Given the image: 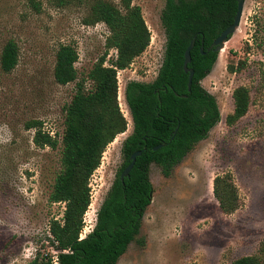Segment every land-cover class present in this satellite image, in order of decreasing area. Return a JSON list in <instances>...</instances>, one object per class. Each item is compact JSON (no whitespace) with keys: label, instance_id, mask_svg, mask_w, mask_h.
<instances>
[{"label":"rangeland","instance_id":"374dc122","mask_svg":"<svg viewBox=\"0 0 264 264\" xmlns=\"http://www.w3.org/2000/svg\"><path fill=\"white\" fill-rule=\"evenodd\" d=\"M110 1L120 5L121 0ZM133 4L142 8L151 42L132 64L118 70L119 102L128 128L108 145L90 179L85 222L90 229L118 176L123 142L134 128L126 85L132 79L153 81L164 59L161 15L166 0ZM87 14L88 6L79 1L0 0V264L41 261L46 252L58 250L49 229L53 220L62 221L65 204L50 202L49 196L62 170V142L56 148L36 145L35 128L27 124L41 120L44 130L58 132L61 139L77 82L88 80L89 70L107 51L108 27L86 24ZM10 40L18 43L20 57L5 72L1 54ZM62 43L79 52V77L68 84L54 76ZM224 49L202 81L217 97L221 121L169 176L152 164V202L140 233L117 264H231L249 255L264 264V0H245L241 24ZM116 55L109 50L108 57ZM240 86L249 89L250 107L229 124L233 94ZM224 174L231 175L240 196V207L230 214L222 211L214 194V180Z\"/></svg>","mask_w":264,"mask_h":264},{"label":"trees","instance_id":"16d2710c","mask_svg":"<svg viewBox=\"0 0 264 264\" xmlns=\"http://www.w3.org/2000/svg\"><path fill=\"white\" fill-rule=\"evenodd\" d=\"M85 3L86 24L105 23L109 29L107 51L94 63L88 80L76 84L72 101L66 106L65 128L60 138L44 130V122L33 120L34 142L40 147L56 148L62 142V170L56 177L50 202H65L62 221L50 224V240L58 241L59 264H117L140 233L143 218L152 202L154 185L151 166L158 164L169 176L187 154L222 118L217 97L202 81L212 71L219 52L209 50L213 41L234 22L238 0H166L161 20L166 33L163 63L151 82L130 80L125 95L134 128L124 140V162L98 212L95 229L80 239L84 216L91 204L90 179L102 162L104 152L116 137L128 128V119L119 102L118 70L127 68L150 45L151 31L142 8L134 0H72ZM197 35L192 49L194 69L192 90H188L189 73L184 69L185 51ZM204 46L205 53L202 52ZM117 51L108 57L109 50ZM20 48L15 40L4 46L1 67L12 71L19 63ZM75 45L62 43L56 54L55 80L60 84L77 81ZM92 83L87 87V82ZM235 110L229 124L244 116L250 107L246 86L234 91ZM177 129L176 134L174 131ZM165 143L158 150L154 147ZM135 166L121 179V174L137 151ZM214 194L223 212L230 214L240 207L238 189L230 174L214 180ZM40 254V253H39ZM53 254L46 252L40 261L26 264H54ZM231 264H261L257 256H244Z\"/></svg>","mask_w":264,"mask_h":264},{"label":"water","instance_id":"95a60500","mask_svg":"<svg viewBox=\"0 0 264 264\" xmlns=\"http://www.w3.org/2000/svg\"><path fill=\"white\" fill-rule=\"evenodd\" d=\"M244 6H245V0H238V10H237V13L235 15L234 22L231 25H229L224 31H222V33L213 41V43L209 47V50H214V51L220 52L226 46V42L237 31V29L239 28V26L241 24ZM196 37H197V35H195L191 39V41H190V43H189V45L185 51L184 69L186 72L189 73V81H188V90L189 91L192 90L193 79H194V74H195L194 69L191 68L189 66V64L192 61V49L195 45ZM202 52L205 53L204 46L202 47ZM176 132H177V129L174 131V134H176ZM164 145H165V143H161V144L155 146L154 150H158L159 148H161ZM142 153H143V150H137L131 155V162L124 169V171L121 174L122 180H124L126 176L130 175L131 170L133 169V167L136 164L137 157L140 156Z\"/></svg>","mask_w":264,"mask_h":264},{"label":"built area","instance_id":"2783aa9c","mask_svg":"<svg viewBox=\"0 0 264 264\" xmlns=\"http://www.w3.org/2000/svg\"><path fill=\"white\" fill-rule=\"evenodd\" d=\"M132 80H136V79H132ZM50 134L54 136L56 133H51L50 132ZM55 203H64L65 204V209H66V203L65 202H55ZM87 214H88V210L86 211L85 216H84V225H83V228H82V230L80 232V237H79L80 239H83V238L87 237L95 229V227H92V226H91L92 229H90L89 225L87 223H85V222H88V221H86V216H88ZM58 244H59L58 241L55 240L54 245L57 247ZM69 251H70V249L56 250V251H54V252H56L52 256L54 264H59V258H58L59 252H69Z\"/></svg>","mask_w":264,"mask_h":264},{"label":"bare ground","instance_id":"6f19581e","mask_svg":"<svg viewBox=\"0 0 264 264\" xmlns=\"http://www.w3.org/2000/svg\"><path fill=\"white\" fill-rule=\"evenodd\" d=\"M224 51H225V49L223 48V50H221V52H220V56L223 55Z\"/></svg>","mask_w":264,"mask_h":264}]
</instances>
